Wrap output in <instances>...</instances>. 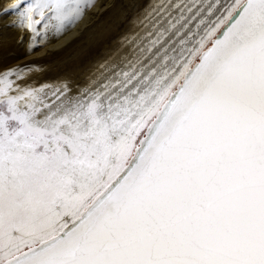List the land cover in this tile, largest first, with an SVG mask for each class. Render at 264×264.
<instances>
[{"label":"snow or ice","instance_id":"6c2138e0","mask_svg":"<svg viewBox=\"0 0 264 264\" xmlns=\"http://www.w3.org/2000/svg\"><path fill=\"white\" fill-rule=\"evenodd\" d=\"M94 2L0 14L30 52ZM160 11L127 70L78 97L0 67V264H264V0Z\"/></svg>","mask_w":264,"mask_h":264},{"label":"rangeland","instance_id":"374dc122","mask_svg":"<svg viewBox=\"0 0 264 264\" xmlns=\"http://www.w3.org/2000/svg\"><path fill=\"white\" fill-rule=\"evenodd\" d=\"M106 1L107 0H103L102 2L103 8H105L106 6ZM8 2H10V0H6L3 4H0V6H3L4 4ZM169 2L174 3L176 2V0H172V1L171 0H142V2L141 0L139 1L140 5L142 4L145 6L148 4V9L146 10L148 12H145V14H143L141 19H138V15H137L132 20V23L129 24V26H125V22H123V20L128 19L131 15L130 13L136 10L135 8H133V10H131L130 13H128L125 16V18H123L120 21V23L117 26V31H119L120 36L118 40H116L117 42L112 47L113 49L112 53L108 56H105L103 60H100L99 63L97 64V67L95 68V72L97 71V74H95L96 75L95 79L92 77L91 74L85 77L84 80L89 79L85 83L86 86L84 84L81 87L80 83H78V85H75L73 88L71 86L68 87V84H67L68 83L67 81L69 79H67L68 76L66 75L68 74L69 71H71L74 68V66H76V64L79 65L80 64L79 62H77L76 64H73L72 62L64 64L66 59L64 60V62L62 61L63 62L62 64H60V62L59 63L52 62L50 57L57 54V51L56 49L53 48L54 49L53 50L51 47H49L45 43L46 41H44L43 44H40L37 41V46L34 48V50L29 52L28 45L31 42V33L30 31L21 29V28L19 29L20 33L17 38L18 40H16L15 42V43L17 42H21V43H18V44L7 43V44L0 46V67H3V68L20 67L21 69H23L24 74L22 75L21 79L17 81V83L20 84L21 87L42 89L41 95L45 99L46 102H52L56 100L57 104L60 103V101L56 99V97L59 95L60 92H64V96L61 97L62 100H69L71 98L78 97L81 93H84L86 90H94L95 88H98L100 85L104 84L106 81L112 78L114 76V73L121 71V70H127L126 69L127 60L131 59L136 54L138 47H143L147 45L149 42V39L154 38V36L149 37L148 33L153 32V25L156 24L157 21H161L164 19V14L163 13L161 14L160 9H157L156 7L159 5L165 4V3H169ZM103 8L93 9V10L90 9L89 15H92L93 18L95 17L91 22H93L94 20L98 21L100 17H103L104 15L103 13L105 11ZM10 15L11 14H8V15L0 14V19H2L1 23L3 22V20H6L8 16L10 18ZM173 15H175L174 10H173ZM10 20H13V19H7L5 25ZM138 23H140L139 26H137ZM8 27H11V26H8ZM8 27H6V29H8ZM0 36H1V33H0ZM19 36H21L22 39ZM21 45L22 47L20 48ZM97 48H98V45L94 46L93 48L94 50H91V51L95 53L98 50ZM10 55H13L15 59L11 61L10 59H7L8 57H10ZM43 57L44 59H47L48 61L44 59L41 60V58ZM91 63H93V61H91ZM64 65H65V68H64ZM52 69L54 72L51 71ZM65 86L67 87V91H65ZM78 86H80V88L78 90H75V87L78 88ZM60 87H63L62 90H59L61 89Z\"/></svg>","mask_w":264,"mask_h":264},{"label":"bare ground","instance_id":"6f19581e","mask_svg":"<svg viewBox=\"0 0 264 264\" xmlns=\"http://www.w3.org/2000/svg\"><path fill=\"white\" fill-rule=\"evenodd\" d=\"M5 1L6 0H3V1L0 0V4H3ZM139 1L140 0H107L106 6L105 8H103L102 7L103 0H95L94 4L85 10L83 17L78 22H76L73 26L63 31L61 34L54 35L51 29L48 30L47 39L45 40L46 41L45 43L49 47H51L52 49L54 48L57 51V54L50 57L51 61L56 62V63L60 62V64H62L64 60L66 59L64 64L71 63V62L73 64H76L77 62L80 63L79 65L76 64V66H74V68L71 71H69L68 74L66 75L68 76L67 79H69L67 81L68 87L71 86L74 88V86L78 85V83H80V86L82 87V85H84L89 80V79L84 80L85 77L90 74L92 75L94 79L96 78L95 74H97V71L95 72V68L97 67V64L99 63L100 60H103L105 56H108L112 53V50H113L112 47L117 42L116 40H118L120 36L119 31H117V26L120 23V21L123 18H125V16L128 13H130V11L133 10V8H135L136 10L130 13L131 15L128 19L126 20L124 19L125 21L123 20V22H125V26H129V24L132 23V20L137 15H138V19H141L143 14H145V12H148L146 11L148 9V4L145 6L142 4L140 5ZM160 6L161 5L157 6L156 8L160 9ZM101 8L105 10L103 13L104 14L103 17H100L98 21L94 20L93 22H91L95 17L93 18L92 15H89L90 9L93 10V9H101ZM7 19H15L14 14H11L10 18L8 16ZM7 19L3 20L2 23H1L2 19H0V28L2 27L0 30V33H1L0 46L7 44V43H10V44L21 43V42L15 43L16 40H18L17 38L20 33L19 32L20 28L11 26V27H8V29H6L4 25ZM88 22L89 23L91 22V23L89 24ZM139 25L140 23H138L137 26ZM22 45L20 46V48L22 47ZM96 45H98V48H97L98 50L94 53L91 50H94L93 48ZM7 59H10L11 61L15 59V57L13 55H10V57H8ZM43 59L44 57L41 58V60ZM44 60H47V59H44ZM91 61H93V63H91ZM64 68H65V65H64ZM51 71H53V69ZM80 86H78V88L75 87V90H78ZM60 88L61 89L59 90H62L63 87H60Z\"/></svg>","mask_w":264,"mask_h":264}]
</instances>
